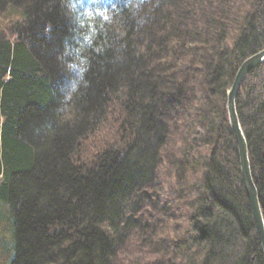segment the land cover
<instances>
[{
  "label": "trees",
  "instance_id": "trees-1",
  "mask_svg": "<svg viewBox=\"0 0 264 264\" xmlns=\"http://www.w3.org/2000/svg\"><path fill=\"white\" fill-rule=\"evenodd\" d=\"M0 6V264H264V0Z\"/></svg>",
  "mask_w": 264,
  "mask_h": 264
},
{
  "label": "water",
  "instance_id": "water-1",
  "mask_svg": "<svg viewBox=\"0 0 264 264\" xmlns=\"http://www.w3.org/2000/svg\"><path fill=\"white\" fill-rule=\"evenodd\" d=\"M262 62H264V48L242 62L235 75L232 85L228 89L227 109L230 125L238 145L241 172L245 188L256 220L258 235L264 252V216L260 205L258 189L252 175L247 138L236 107L237 92L243 80L253 68L257 67Z\"/></svg>",
  "mask_w": 264,
  "mask_h": 264
},
{
  "label": "rangeland",
  "instance_id": "rangeland-1",
  "mask_svg": "<svg viewBox=\"0 0 264 264\" xmlns=\"http://www.w3.org/2000/svg\"><path fill=\"white\" fill-rule=\"evenodd\" d=\"M4 16H6L5 15V10H4L3 6H0V20L7 21L8 18L5 19ZM157 223H158V226L161 227V228L164 226L163 225V221L161 223L157 221ZM134 256L138 257V258H141V255L139 253H137V252L134 254Z\"/></svg>",
  "mask_w": 264,
  "mask_h": 264
}]
</instances>
